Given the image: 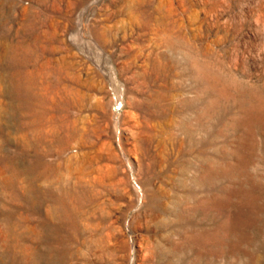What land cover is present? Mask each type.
I'll return each instance as SVG.
<instances>
[{"label": "rangeland", "instance_id": "374dc122", "mask_svg": "<svg viewBox=\"0 0 264 264\" xmlns=\"http://www.w3.org/2000/svg\"><path fill=\"white\" fill-rule=\"evenodd\" d=\"M0 264H264V0H0Z\"/></svg>", "mask_w": 264, "mask_h": 264}]
</instances>
